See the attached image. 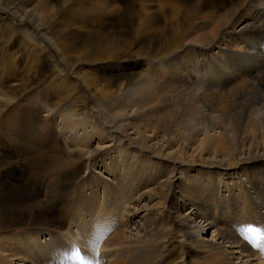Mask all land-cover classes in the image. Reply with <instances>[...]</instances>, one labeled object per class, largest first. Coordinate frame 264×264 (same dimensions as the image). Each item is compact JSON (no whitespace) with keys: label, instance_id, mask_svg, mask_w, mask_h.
Here are the masks:
<instances>
[{"label":"bare ground","instance_id":"6f19581e","mask_svg":"<svg viewBox=\"0 0 264 264\" xmlns=\"http://www.w3.org/2000/svg\"><path fill=\"white\" fill-rule=\"evenodd\" d=\"M62 1L63 9L60 15L65 20L69 17L70 9H67L69 0ZM165 1L148 0L156 3L153 7H157V13L168 6L165 5ZM186 3L182 16L183 28L179 30L182 35L180 40L181 43L184 42L185 48L173 55L168 43L164 41V34L155 27L143 26L144 21L141 23L142 18L146 20L143 12L146 7L139 6V10L137 9L139 15L134 19L137 30H133L129 37L122 36L121 40L114 31L104 34L102 21L111 17L116 21L122 20L126 16L128 5L120 8L114 2L105 3L104 6L101 5L104 4L101 0L93 1L90 7L87 5V12L90 13L92 7L93 12L99 11L98 16L92 21H88L86 15L79 16L75 22H81L86 27L98 25L95 33L86 36L87 40L85 44L83 43L89 48L83 58L84 61L110 59L113 61L121 51L132 46L130 43L135 42L141 45L137 53L141 52L147 59L164 52L162 57L155 58L166 59L149 68L148 74L152 79H149L151 82L148 83L149 87L146 85L148 96L140 93L134 99L140 101V98H147L144 105L152 106L150 109L153 111L148 113L158 115V118L153 117L155 125L171 130L169 135L162 137L163 143L150 139L155 137V133L148 136V133L143 134L135 130V133L124 136L119 134L117 140L121 139L119 142L123 143L118 150V156L112 153L108 155V152L113 150V145L101 147L99 137L104 138L108 134L112 140L116 139V133L110 129L112 126L118 131L123 129L124 122H121V117L116 111L123 106H114V113L105 116V112L102 113V110L106 109L105 103H102L100 111L90 112L84 107L71 116L62 115L59 123L62 124L63 132L60 136L65 139L66 145L62 149L50 145L49 153L41 157L46 158L44 163L52 165L63 155L82 156L84 149L82 143L89 146L96 138L98 139L95 147L88 151L91 155L103 152V157L97 158L99 171L83 182V191L80 192L82 196L79 193L73 205L72 222L73 224L78 222V226L87 228L88 226H84L86 222L89 226H94L97 222L116 220L120 231L114 243L115 262L159 264L161 259L152 256L155 249L161 252L172 244L181 250V261L178 264H264V0H187ZM98 4L99 7L96 6ZM174 9L179 10L175 6ZM24 18H29L31 23L45 28H49L53 23V20L39 14L35 9H27ZM64 20L61 25L67 26L68 23ZM86 27L85 30L88 29ZM185 36L187 37L184 39ZM65 40H61L64 41L60 42L62 44H58L59 40L57 44L51 41L61 54L60 57L69 60L66 54L70 51V45L65 43ZM70 41L73 43L72 39ZM174 45L178 46V43ZM77 47L79 46L74 49ZM71 48L73 49V46ZM81 48L80 46L78 49ZM61 49L66 53L61 52ZM90 50L92 54L89 53ZM69 53L71 55V51ZM81 53L83 55L78 56H84L85 52ZM84 80L86 81L85 78ZM2 89L0 88V91ZM238 95L243 97L241 108L244 112H249L248 117L227 118L215 114L220 112L217 110L223 109L221 100ZM6 99L8 100L7 94L0 92V108L8 102H5ZM159 99L164 105L158 104ZM177 107L186 113L179 116L178 113L171 112ZM165 111L168 112L162 118L161 114ZM253 113L256 117H252ZM198 115L201 118L197 117ZM104 117H108L110 122H106ZM2 122L0 131L15 128V125L7 123L6 120ZM176 126L187 127L185 134L187 142L180 144L176 142L173 145L177 140L174 134ZM246 131L253 133L251 137L246 138L251 142L248 149H245L238 139L241 133ZM170 147L174 151L164 154ZM220 153L223 155L220 156ZM148 154L152 157L155 169L145 171L140 161H148L151 158L147 159ZM176 156V159L186 161L177 163L181 167L196 165L231 170L241 164L249 166L250 170L255 168L257 173H251L249 178L235 180L222 187L219 179L214 182L207 181L205 184H199L198 192L179 190L177 192L180 193L176 197V192L173 193L171 188L174 184L173 179L171 182H158V176L161 174L159 171L163 170L164 166L161 162L174 163L176 160L174 162L172 160ZM136 163L141 165L143 170L139 175L135 173ZM41 169L47 170L48 165ZM48 183L49 187H52L50 192H53L55 185L52 181ZM146 187H149V190H146ZM144 202L152 205L147 208ZM186 207L190 209L183 212ZM143 208L145 222L143 221L140 233L132 226L135 223L128 226L127 222L128 217L139 215L138 211ZM204 224L211 230L209 236L207 233L206 235L201 233V226ZM42 232L34 230L29 234ZM134 232L140 235L133 240L131 234ZM189 255H195L196 260H193L194 258L193 261L189 260ZM14 260V264L26 262L32 264L30 260H20V263L19 259ZM8 262L12 264L11 260ZM5 263L7 262L4 261L3 264Z\"/></svg>","mask_w":264,"mask_h":264},{"label":"rangeland","instance_id":"374dc122","mask_svg":"<svg viewBox=\"0 0 264 264\" xmlns=\"http://www.w3.org/2000/svg\"><path fill=\"white\" fill-rule=\"evenodd\" d=\"M61 1L0 0V49L2 48L0 51V88H3L0 92L8 96V100H5L8 102L0 108V124L6 120L7 123L15 125V128L0 131V264H3L4 261L7 262L5 264H9L8 260L14 264V259H19V263L20 260H30L29 262L32 264H112L113 262L114 264H121V261L115 262L116 248H114V243L120 231L116 220L97 222L94 226H89L86 222L84 226H88L87 228L78 226L76 221L75 224L72 222L73 205L78 194L83 191V182L88 177L95 176L93 173L99 171L97 169L98 164H96L99 160L97 158L103 157V152L99 151L97 154L91 155L88 151L95 147L98 139L96 138V141H93L89 146L82 143V148H84L82 156L63 155L52 165L44 163L46 158H42L49 153L50 145L60 149L66 145L65 139L60 136L63 132L62 124L59 123L62 115L71 116L84 107L90 112L100 111L102 110L100 104L105 103L106 109H103L102 113L105 112V116H109V114L114 113V106H123L116 110L121 117V122H124L123 129L118 131L113 126L110 129L111 132L116 133V139L112 140L108 134L104 138L99 137L101 147L113 145V150L109 151L108 155L112 153L118 156V150L123 143L119 142L121 139L117 140L119 134L124 136L135 133V130H139L138 132L143 134L148 133V136L150 133H155L156 138L150 139L161 144L163 143L162 137L171 132L168 128L155 125L154 118L158 115L148 113L153 111L150 109L152 106L144 105L147 98H140V101L134 100L136 95L140 93L148 96L146 91L149 87L148 83H151L149 82L151 78V75L148 74L149 68L151 65L166 59L157 60L155 58L156 56L162 57L164 52L147 59L141 52L137 53L141 45L135 42L130 43L132 46L121 51L118 54L119 57L117 56V59L115 58L113 61L111 59L92 61L93 63L84 61L83 58L89 49L88 46H84L87 40L86 36L95 33L98 25L92 24L86 27L81 22V24L75 22L79 16L86 15L88 21H92L94 17L98 16L99 11L93 12L92 7L90 8L91 12H87V5L90 7V3L97 0H69L67 9H70V18L68 17V20L62 19L63 17L60 15V11L63 9L61 5L63 1ZM101 1L104 3L101 5L104 6L105 3L110 4L112 2L120 8L128 5L126 16L122 20L116 21L111 16V18L103 19L104 34L114 31L118 39L120 38L119 40L123 39L122 36L129 37L133 30H137L134 23V19L139 15L137 9L139 10V6L146 7L143 9L146 20L141 19V23L144 21L143 26L155 27L164 34V41L168 43L171 55L179 53L185 48L184 42L181 43L182 35L179 30L183 28L182 16H184V6H187V0H161V2L165 1V5L168 6L158 13L156 12L157 7H153L156 3L148 2V0L142 1L143 3L141 0H134L135 2L133 0ZM96 6L99 7V4ZM174 6L178 7L179 10L174 9ZM27 9H35L39 14L47 16L51 21L53 20V23L50 24L52 29L38 26L31 23L29 18H24V12ZM60 19L67 22L68 25L62 26L63 21ZM78 24L80 28H78ZM85 27L89 31H86ZM59 28L63 31L61 32ZM67 29L68 31H66ZM61 34L62 36H60ZM60 39L65 40V43L70 45L71 55L70 51H68L69 54H66L69 60H63L60 57L61 54L53 46L52 41L56 44L57 40H59L58 44L64 43ZM175 43H178V46L174 45ZM76 46L83 48L80 50L85 52L84 56H78L79 54L83 55V53L77 52L80 50L79 47L74 49ZM61 52L66 53L63 50ZM89 53L92 54L93 52L90 50ZM242 100L243 97L240 95L221 100L223 109L217 111L224 112H216L215 114L224 115L227 118L229 116L248 117L249 112H244L241 108ZM157 102L164 105L160 99ZM177 108L172 109L171 112L178 113L179 116L186 113L183 109ZM50 109H52L50 112H45ZM116 111L115 115H117ZM167 112H163L161 117L164 118ZM197 117L201 118L200 115ZM252 117H256L255 113ZM107 118L104 117V120L110 122ZM175 128H177L174 131L177 140L174 141L173 145L176 142L179 144L187 142L185 135L188 130L187 127L176 126ZM252 134L246 131L241 133L240 138H238L245 149H248L251 143L246 138L251 137ZM170 151L174 150H171L170 147L164 154ZM219 155L222 156L223 154L220 153ZM146 157L148 159L151 155L148 154ZM172 157L173 155H171ZM176 158L177 156L172 160V162L176 160L174 163L161 162V165L164 166L163 170L159 171L161 174L158 176V182L161 183L171 182L170 180L173 179L174 184L171 188L173 193L176 192V197L180 193L177 192L179 190L198 192L199 184H205L207 181L214 182L219 179L220 187H222L229 182L249 178L251 173H257L255 168L250 170L249 166H241V164L236 169L231 170L196 165L181 167L177 163L180 161L186 163V161ZM151 159L152 157L148 161H140L145 171L155 169ZM137 163L134 165L136 166L135 173L139 175L143 170L141 165ZM47 165V170L41 169ZM104 175L106 174L104 173ZM49 179L55 185L53 192H50L52 187H49L48 182H51ZM148 188L146 187V190H149ZM80 196H82L81 193ZM144 204L147 208L152 205V203L145 202ZM189 209L186 207L183 212ZM138 214H130L127 225L131 226L135 223L132 226L141 233L145 222L143 220L144 208L140 209ZM4 217L8 219H4ZM21 217L25 219L23 220ZM34 230L43 232L35 235L29 234ZM201 231L203 235L207 233L209 236L211 230L204 224L201 226ZM139 235V233L134 232L131 234V238L134 240ZM180 251L179 247L171 244L161 252L155 249L152 256L161 259L159 264H178L181 261ZM188 258L189 260L193 258L196 260L195 255H189ZM126 264H133V262L127 261Z\"/></svg>","mask_w":264,"mask_h":264},{"label":"snow or ice","instance_id":"6c2138e0","mask_svg":"<svg viewBox=\"0 0 264 264\" xmlns=\"http://www.w3.org/2000/svg\"><path fill=\"white\" fill-rule=\"evenodd\" d=\"M248 231H254V229H248Z\"/></svg>","mask_w":264,"mask_h":264}]
</instances>
